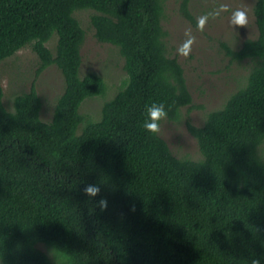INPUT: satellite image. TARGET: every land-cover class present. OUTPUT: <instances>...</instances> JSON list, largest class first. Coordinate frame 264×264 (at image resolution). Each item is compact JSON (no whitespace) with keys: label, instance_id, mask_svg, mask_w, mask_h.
I'll list each match as a JSON object with an SVG mask.
<instances>
[{"label":"trees","instance_id":"1","mask_svg":"<svg viewBox=\"0 0 264 264\" xmlns=\"http://www.w3.org/2000/svg\"><path fill=\"white\" fill-rule=\"evenodd\" d=\"M164 3L0 0V62L29 46L37 74L54 65L63 79L49 121L34 84L6 108L0 83V264H264V0H253L256 36L221 44L251 63L245 84L187 124L197 160L142 127L146 104L164 103L170 122L192 104ZM188 4L179 10L194 22ZM81 10L123 60L124 81L97 119L80 111L106 91L99 75H80ZM86 184L99 194L86 196Z\"/></svg>","mask_w":264,"mask_h":264},{"label":"rangeland","instance_id":"2","mask_svg":"<svg viewBox=\"0 0 264 264\" xmlns=\"http://www.w3.org/2000/svg\"><path fill=\"white\" fill-rule=\"evenodd\" d=\"M180 2L165 0L162 26L168 34V51L183 69L192 104L190 109L184 107L180 110L178 121L163 120L158 133L174 156L197 160L200 154L195 139L187 130V124L200 126L206 113L220 108L230 94L245 84L251 68L249 60L238 62L226 57L221 44L238 48L245 39L256 36V27L252 15L253 0H189L188 9L194 22L182 16ZM235 9L246 12V25L234 26L231 23V12ZM209 12L213 13L214 18L208 19L203 31L198 30L197 18ZM93 13L91 10H81L74 16L85 33L80 48V75L93 72L102 77L106 84L103 96L87 98L81 105V112L97 119L102 103L114 96L125 74L118 50L96 40L89 22ZM189 32L195 40L190 54L185 57L178 54V48ZM47 46L53 51L55 38L50 39ZM37 69V57L29 46L1 61L2 101L6 108H10L13 96L28 91L34 84L42 101L40 118L49 121L55 98L63 90V79L54 65L38 74Z\"/></svg>","mask_w":264,"mask_h":264},{"label":"clouds","instance_id":"3","mask_svg":"<svg viewBox=\"0 0 264 264\" xmlns=\"http://www.w3.org/2000/svg\"><path fill=\"white\" fill-rule=\"evenodd\" d=\"M213 16V13L209 12L197 18V28L203 31L208 19ZM231 23L234 26H244L247 23V14L242 9H235L231 12ZM185 41L179 46L178 54L187 57L191 52V46L194 43L195 38L191 36L190 32L186 33ZM145 119L143 120L142 127L144 130L156 134L160 131V122L166 120L168 117V109L164 103L152 102L146 104L144 109ZM86 196L95 197L99 194L100 188L98 185L86 184L84 189ZM101 208L106 207L107 201L104 198L98 202ZM251 264H260L259 259H253Z\"/></svg>","mask_w":264,"mask_h":264}]
</instances>
